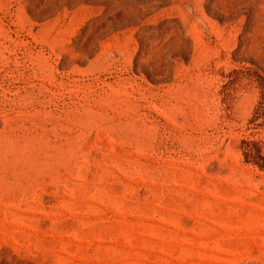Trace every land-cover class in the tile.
<instances>
[{
    "label": "rangeland",
    "instance_id": "obj_1",
    "mask_svg": "<svg viewBox=\"0 0 264 264\" xmlns=\"http://www.w3.org/2000/svg\"><path fill=\"white\" fill-rule=\"evenodd\" d=\"M0 264H264V0H0Z\"/></svg>",
    "mask_w": 264,
    "mask_h": 264
}]
</instances>
